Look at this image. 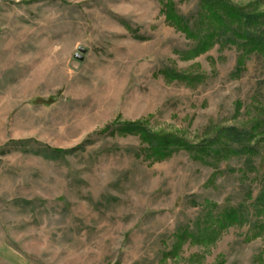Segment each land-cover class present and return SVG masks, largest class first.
I'll list each match as a JSON object with an SVG mask.
<instances>
[{
	"label": "rangeland",
	"instance_id": "rangeland-1",
	"mask_svg": "<svg viewBox=\"0 0 264 264\" xmlns=\"http://www.w3.org/2000/svg\"><path fill=\"white\" fill-rule=\"evenodd\" d=\"M166 2L0 0V264H264V50Z\"/></svg>",
	"mask_w": 264,
	"mask_h": 264
},
{
	"label": "trees",
	"instance_id": "trees-1",
	"mask_svg": "<svg viewBox=\"0 0 264 264\" xmlns=\"http://www.w3.org/2000/svg\"><path fill=\"white\" fill-rule=\"evenodd\" d=\"M199 2L202 10L200 25H202L203 20L207 23L204 25L202 34L192 31L188 20L175 12L171 0H167L165 4L167 9L165 14L168 19L177 23L188 35L202 39V44L204 45L211 46L215 43H220V41L221 43L231 41L238 47H244V54L264 50V12L249 11L245 7L233 4L228 0H199ZM243 57L240 58L239 64L243 62ZM123 130L137 131L139 130V125L137 123L124 125ZM222 134H225L224 138L217 137L209 145L203 144L200 147L191 146L190 148L202 153L212 151L215 146L218 149H215L216 151L213 150L215 153H224V150L240 153L243 150L250 151L252 149L249 146L251 140L247 139V136L252 137L253 133L249 132L246 135L245 132L240 131L236 127H226ZM85 144L79 148H82ZM262 198L264 199V193Z\"/></svg>",
	"mask_w": 264,
	"mask_h": 264
},
{
	"label": "water",
	"instance_id": "water-1",
	"mask_svg": "<svg viewBox=\"0 0 264 264\" xmlns=\"http://www.w3.org/2000/svg\"><path fill=\"white\" fill-rule=\"evenodd\" d=\"M80 52H81V53H77V54L75 55V57H76L77 59H79V60H83V59H84V55H83V53L86 52V49H85V48H80Z\"/></svg>",
	"mask_w": 264,
	"mask_h": 264
}]
</instances>
